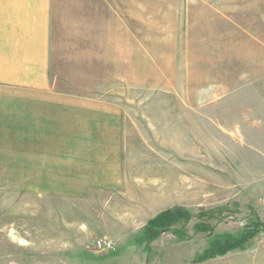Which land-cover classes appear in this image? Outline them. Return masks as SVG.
<instances>
[{
	"label": "rangeland",
	"instance_id": "1",
	"mask_svg": "<svg viewBox=\"0 0 264 264\" xmlns=\"http://www.w3.org/2000/svg\"><path fill=\"white\" fill-rule=\"evenodd\" d=\"M68 6L90 22L72 36L104 18L105 65L96 41L51 52L49 89L77 103L63 100L56 177L24 161L38 157L22 131H0V264H198L214 236L250 228L199 264H264V0ZM175 207L188 239L136 243Z\"/></svg>",
	"mask_w": 264,
	"mask_h": 264
},
{
	"label": "crops",
	"instance_id": "2",
	"mask_svg": "<svg viewBox=\"0 0 264 264\" xmlns=\"http://www.w3.org/2000/svg\"><path fill=\"white\" fill-rule=\"evenodd\" d=\"M70 1L77 0H0V131H22L21 145L38 157L24 161L47 164L43 168L52 177L61 171L63 100L77 103L49 89L51 52L96 41L97 59L105 65L104 18L100 33L86 29L72 36L73 29L90 22L65 16ZM56 4L60 11L53 15Z\"/></svg>",
	"mask_w": 264,
	"mask_h": 264
},
{
	"label": "trees",
	"instance_id": "3",
	"mask_svg": "<svg viewBox=\"0 0 264 264\" xmlns=\"http://www.w3.org/2000/svg\"><path fill=\"white\" fill-rule=\"evenodd\" d=\"M190 218L189 213L181 208H172L166 210L153 219L149 220L143 229L142 235L137 238L136 243L138 245L148 244L157 239L162 232L171 231V234L176 237L177 241H184L188 239L185 232L177 229H172L182 220H188ZM172 229V230H171ZM210 233L212 229L206 224H198L195 226V233ZM258 229L244 230L236 236L232 235H219L214 236L208 248L204 250L194 260L195 263H203L217 257H221L230 251L236 249H242L255 235H257Z\"/></svg>",
	"mask_w": 264,
	"mask_h": 264
},
{
	"label": "built area",
	"instance_id": "4",
	"mask_svg": "<svg viewBox=\"0 0 264 264\" xmlns=\"http://www.w3.org/2000/svg\"><path fill=\"white\" fill-rule=\"evenodd\" d=\"M105 246H106V249H110L111 248V246L109 244L105 243Z\"/></svg>",
	"mask_w": 264,
	"mask_h": 264
}]
</instances>
